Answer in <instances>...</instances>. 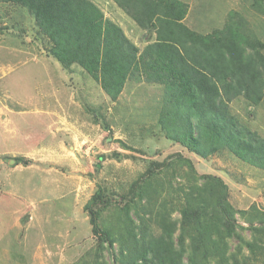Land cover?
Listing matches in <instances>:
<instances>
[{
  "label": "rangeland",
  "instance_id": "rangeland-1",
  "mask_svg": "<svg viewBox=\"0 0 264 264\" xmlns=\"http://www.w3.org/2000/svg\"><path fill=\"white\" fill-rule=\"evenodd\" d=\"M187 1L190 27L208 33L223 27L231 10L238 11L246 19L243 28L264 42V0ZM109 2L102 4L104 15H127L130 26L116 22L125 33L137 26L135 43L144 49V37L153 30L143 29L114 0ZM0 35L6 44L0 46V264H76L98 246L84 210L98 185L114 200L102 214V225L120 227L115 200L121 205L129 201L143 175L168 181L175 169L191 174L187 158L197 174L225 180L230 202L246 211L237 215L239 223L248 226L250 218L259 225L264 170L227 148L202 157L172 139L159 120L164 83H142L132 90L129 82L122 98L111 101L79 65L65 67L48 54V38L32 15L15 4L0 3ZM126 35L133 41L134 33ZM142 71L145 81L148 71ZM230 110L264 137V98L255 105L239 96ZM180 173L171 179L175 187L185 183ZM9 189L12 197L5 194ZM131 204L139 223L146 203L135 195ZM181 205L175 202L174 219L180 218ZM243 234L252 236L251 230ZM230 241L235 250L238 240ZM104 254L113 264L112 255ZM263 262L261 257L254 264Z\"/></svg>",
  "mask_w": 264,
  "mask_h": 264
},
{
  "label": "trees",
  "instance_id": "trees-1",
  "mask_svg": "<svg viewBox=\"0 0 264 264\" xmlns=\"http://www.w3.org/2000/svg\"><path fill=\"white\" fill-rule=\"evenodd\" d=\"M114 1L143 29L156 32V41L142 53L92 0L0 3L25 8L48 38L50 55L65 67L83 68L111 101L119 99L135 71H148L165 84L159 120L172 139L202 157L227 148L264 170V137L230 112L239 96L255 105L264 98V42L243 28L245 17L231 10L223 27L202 33L185 22L189 4L183 0ZM187 162L191 174L171 173V179L180 173L184 184L175 187L171 179L143 175L129 201L121 205L116 199L120 227L102 225V214L114 200L98 185L84 206L98 246L76 264H111L105 251L113 264H254L264 259V212L256 214L259 225L250 218L248 226L242 225L237 215L246 211L230 202L225 180L197 174L190 158ZM135 195L147 206L139 223L132 216ZM175 202L182 204L178 219L173 218ZM244 230H251L250 239ZM232 238L238 240L235 250Z\"/></svg>",
  "mask_w": 264,
  "mask_h": 264
},
{
  "label": "crops",
  "instance_id": "crops-1",
  "mask_svg": "<svg viewBox=\"0 0 264 264\" xmlns=\"http://www.w3.org/2000/svg\"><path fill=\"white\" fill-rule=\"evenodd\" d=\"M94 3H96L98 6H100V8L102 9V4L105 2L106 3V5L107 6H110V2H109V0H104V2L103 3H101V0H92ZM183 1H185V2H187L188 3V1L187 0H183ZM189 4V3H188ZM190 9H191V7H190V5H189V11H190ZM103 10V9H102ZM104 11V10H103ZM113 16V17H112ZM105 17L106 18H109V19H111V20H113L114 22H116V21H118L119 22V24L122 26V27H124V26H130V24H131V19H129V17L127 16V15H124V14H122L120 11H118V13H116V14H113V15H111V16H106L105 15ZM187 19V18H186ZM186 19H185V22H186ZM117 23V22H116ZM129 31L133 34L134 33V39H133V43L137 46V47H139V45L137 44V43H135V38H136V31H137V26H135V27H131L130 29L128 28L127 29V32H126V34H129ZM147 31V30H146ZM1 36V35H0ZM156 32H150V35L149 36H145L144 37V40L146 41V44L144 45V49H145V47L146 46H148V45H150V44H152V43H154L155 41H156ZM129 38V37H128ZM5 42V40H2L1 38H0V46H3V47H5L6 46V44L4 43ZM140 48V47H139ZM144 49H140V52H139V54L140 53H142L143 51H144ZM48 54L50 55V53H49V51H48ZM53 57V56H52ZM54 58V57H53ZM142 73H144V71H142L141 69H140V71H135L134 72V74L131 76V77H129V79L127 80V83H126V85H125V88H124V90H123V92H122V94L120 95V97H119V99L118 100H120L121 98H122V95L123 94H125L124 92H125V90H126V87H127V85H128V83L129 82H131V88H133L132 90H136L138 87L140 88V86L142 85V83H156L155 82V78H154V74L153 75H148V77L147 78H145V81H143L142 79H141V76H142ZM33 111H38L37 110V108H34V109H32ZM131 112V111H130ZM145 114V113H144ZM143 115V114H142ZM42 171V170H41ZM40 171V172H41ZM39 172V173H40ZM2 184V182H0V185ZM31 187V186H30ZM10 190L11 189H9V190H7V192H5V194H7V195H9L10 197H12V193L10 192ZM2 193V192H1ZM28 195H30V194H28ZM31 199H32V197H30L29 196V198H28V202L29 201H31ZM12 225V224H11ZM14 227H16V224L14 225ZM3 239V238H2ZM5 240H6V235H5Z\"/></svg>",
  "mask_w": 264,
  "mask_h": 264
}]
</instances>
